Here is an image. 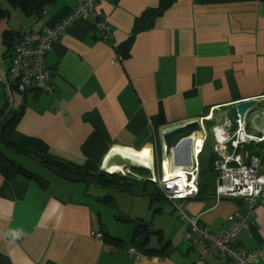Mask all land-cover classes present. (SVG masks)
<instances>
[{
	"label": "crops",
	"instance_id": "1",
	"mask_svg": "<svg viewBox=\"0 0 264 264\" xmlns=\"http://www.w3.org/2000/svg\"><path fill=\"white\" fill-rule=\"evenodd\" d=\"M159 2L100 4L97 10L111 38L104 40L89 21L79 19L46 55L54 91H12L8 105L4 85L12 50L3 33L43 32L64 20L76 2L51 0L36 19L0 0V10L9 11L0 17V113L5 106L10 110L0 114V122L20 113L15 131L31 141L35 152L96 177L111 150L151 163L165 132L210 114L212 120L203 124L207 134L226 120L228 107L248 100L264 105V0H173L148 17ZM147 21V28L135 31ZM117 54L122 59L113 64ZM5 150L0 146L5 159L28 170ZM257 150L264 176V146ZM29 159L39 172L28 171L42 182L7 178L0 168V264H227L217 252L201 258L185 239L186 227L177 215L162 200L151 201L146 191L136 194L137 188L90 177L73 181ZM43 170L52 173L50 180L41 177ZM208 179L210 189L185 203L184 213L218 234L231 214L243 215L244 209L240 199L216 201L215 175ZM124 199L130 207L120 209ZM107 209L113 211L111 222L104 221ZM139 225L135 247L142 259L128 251ZM16 229L23 236L11 242L7 234ZM237 245L247 251L264 248V200ZM258 264H264V253Z\"/></svg>",
	"mask_w": 264,
	"mask_h": 264
},
{
	"label": "built area",
	"instance_id": "2",
	"mask_svg": "<svg viewBox=\"0 0 264 264\" xmlns=\"http://www.w3.org/2000/svg\"><path fill=\"white\" fill-rule=\"evenodd\" d=\"M106 0H75L74 10L57 25L43 32H30L18 36L11 44L12 59L8 70V80L5 86L6 102L11 103V92L24 94L28 88L51 94L54 86L49 81L45 58L51 51L54 43L58 42L65 30L79 19L91 23L104 40L111 38V30L99 15L97 7ZM122 57L117 56L112 60L113 64L120 62ZM264 102V100H262ZM257 114H245L243 118L237 117L236 125L232 126L227 120L221 125L212 127L205 134L203 124L211 121L209 114L205 118L190 122L197 123L202 138L203 150L206 140L212 139V152L215 156L212 164L216 173L214 199L219 201L224 198L240 199L244 214L234 212L227 218V228L218 234L208 232L207 228L197 218L189 217L184 213L185 201L195 198L199 187L200 165L198 155H189V165L185 153L186 144L180 140L174 147H167L163 142L160 146V154H151L150 177L146 181L156 186L160 194L171 203L173 212L179 220L186 225L185 239L191 247L204 257L211 252H217L226 258L227 264H258L259 257L264 253V248L247 251L237 245V239L241 232L252 223L257 204L264 200V176L259 174L261 168V154L259 150L248 152L246 147L250 144L264 143V129L252 131L250 123ZM249 120H251L249 122ZM189 124V123H187ZM185 125V124H184ZM197 131L189 137L191 144L194 142ZM192 146V145H191ZM183 156L179 157L178 153ZM169 157L170 169L177 174L164 177L163 162ZM175 164L177 167H172ZM156 167V170L154 168ZM102 167L101 169H103ZM121 176H131L137 180H143L138 174L128 171L120 172ZM143 180V181H144ZM95 239L102 241V235H95ZM136 259H142L144 255L134 246L128 249Z\"/></svg>",
	"mask_w": 264,
	"mask_h": 264
},
{
	"label": "trees",
	"instance_id": "3",
	"mask_svg": "<svg viewBox=\"0 0 264 264\" xmlns=\"http://www.w3.org/2000/svg\"><path fill=\"white\" fill-rule=\"evenodd\" d=\"M8 2L9 6L13 9H17L19 12H21L25 17L28 18H40L42 15L45 14L47 7L49 6L51 0H5ZM173 0H160L159 7L157 10L153 11L148 15V17H152L155 15H159L162 11L168 9L171 5ZM9 15V11L0 10V17L4 16L7 17ZM149 26L148 21L142 22L136 25L135 31H141L144 30ZM25 33H21L20 31L13 32V31H5L3 33V40L5 44H8L11 48V44L15 39ZM120 55V54H118ZM121 56V55H120ZM122 57V56H121ZM8 108L6 106L1 110V115L5 112H9ZM10 115V114H9ZM21 114H11L9 118L6 120V124L3 122H0V146L7 148V150L15 153L16 155H23L28 158H32L37 161L40 165H43L47 168L55 169L57 172L62 173L64 176H68L73 181H80L85 177H90L91 179H97V181H101L104 184H108L109 186L119 185L122 189L124 186L127 188H131L132 190L137 188L138 192L136 194L142 193V195L146 194L148 195L149 199L151 201L153 200H166L158 191L156 186L152 184L149 181H146V176H140L143 180H137L131 176H121L119 174L114 175L116 180H112V177H109L105 173L99 171V174L96 177H92L84 172H81L80 170L62 163L58 162L56 160L50 159L49 157L45 155H40L39 153L35 152L32 148L31 141L28 138H24L20 135H18L15 131L16 125L19 121ZM195 130V128H192V131ZM262 146H264V143H261ZM246 150L250 152L257 151V145L250 144L246 147ZM215 156L212 152V148H209L205 146L201 153L198 156L199 159V165H200V173H199V187H198V193L195 196V198H200L205 192V189H210V183H207L209 181L210 175H215L214 183L216 181V173L213 171L212 164ZM0 168L5 172V175L7 178H12L16 175L24 176L25 178L35 180V181H41V178L36 176L34 173L29 172L28 170L24 169L20 165L15 164L14 162L9 161L8 159H5V157L0 153ZM137 174V173H135ZM140 175V174H138ZM212 177V176H211ZM207 181V182H206ZM42 182V181H41ZM39 184L42 186V184L39 182ZM125 187V188H126ZM123 188V189H125ZM213 197H214V190L215 185L213 187ZM142 189V191L140 190ZM192 198V199H195ZM191 200V199H189ZM185 201L186 203L189 201ZM167 201V200H166ZM169 202V201H168ZM170 203V202H169ZM171 204V203H170ZM172 206V205H171ZM171 211H173L170 208ZM179 219V218H178ZM181 222V221H180ZM182 223V222H181ZM183 224V223H182ZM184 225V224H183ZM227 228V227H226ZM225 228V229H226ZM139 229V230H138ZM142 227L139 225L137 228V236H135V240H133L132 246H136L138 244V241L140 240L139 235L141 232ZM224 229V230H225ZM242 233V232H241ZM138 240V241H137ZM137 241V242H136ZM238 241V239H237ZM236 241V242H237ZM141 242V241H140ZM136 248V247H135ZM139 251V250H138ZM141 252V251H140ZM142 253V252H141Z\"/></svg>",
	"mask_w": 264,
	"mask_h": 264
},
{
	"label": "water",
	"instance_id": "4",
	"mask_svg": "<svg viewBox=\"0 0 264 264\" xmlns=\"http://www.w3.org/2000/svg\"><path fill=\"white\" fill-rule=\"evenodd\" d=\"M255 106H256L255 102L252 100L243 101V102H240L238 104L232 105V106L227 108V112H226L227 120L230 122V124L232 126H234V125H236V120H237L238 116L240 118H243L245 114H250V113L254 112L253 110H254ZM192 128H195V130L199 129L197 123H195V122L189 123V124H185V125L176 127L172 130H169V131L165 132L164 134H162V137H161L163 144H165L167 147H174L182 139L184 140L182 142L187 143V146L185 149V153L187 155V161L185 163H187V165H189V155H190V151H191V149H190L191 140L189 139V137L195 131V130L192 131ZM111 165L123 166L125 171L129 170L128 172L133 171V173H136V172L137 173L138 172L147 173V172H149V168L145 169L142 167L129 165V160L123 159L120 156H114L107 162L108 167ZM100 171L105 173L108 176L119 174V173L111 174L106 170V168H103Z\"/></svg>",
	"mask_w": 264,
	"mask_h": 264
},
{
	"label": "rangeland",
	"instance_id": "5",
	"mask_svg": "<svg viewBox=\"0 0 264 264\" xmlns=\"http://www.w3.org/2000/svg\"><path fill=\"white\" fill-rule=\"evenodd\" d=\"M15 23H18L16 20L14 21ZM261 104H264V103H261ZM261 110V112L259 111V110ZM254 112H252V113H254V114H257V117L255 118V117H253V120H252V123H250L249 125H250V127L252 128V131L249 129V131H247L248 133H251V134H255V135H257V133H256V129H258V130H261V129H264V105H257V106H255L254 107V110H253ZM251 120H249V122H250ZM222 124V122H218V124L217 125H221ZM210 139V138H209ZM213 143V141H212V139H210V140H208V144H207V147H209V148H212V146H211V144ZM5 152H10V151H6L5 150ZM10 154H12V153H10ZM12 156H16L15 157V160L17 161V162H20L22 165H24L25 167H27L28 168V170H30V171H35V173H37L38 174V166L33 162V161H31V159H29L28 157H26V156H23V155H19V154H17V155H15V154H12ZM178 156L179 157H181V156H183V154L180 152V153H178ZM37 166H35V165ZM154 170H156V167L154 168ZM129 171V170H128ZM123 172H125V170L123 171ZM42 173L44 174V175H41V177H43V179H45V178H47V180H50V178H51V176H52V173H50V172H44V170L42 171ZM129 173H133V171L132 172H129ZM137 173V172H136ZM116 174V173H115ZM137 174H140L139 176H148V177H150V173H145V172H138ZM109 177H112V180H116L117 178H115V176L114 175H112V176H109ZM142 179V178H141ZM126 186H124L123 188H125ZM127 188V187H126ZM128 202V201H127ZM126 201H125V199L123 200V201H121V202H119V208L121 209V208H124V207H130V205L127 203ZM161 203H162V205H164L163 207H165L166 209H172V206H171V204L168 202V201H166V200H162L161 201ZM143 204V203H142ZM144 211H146V210H144ZM106 213H105V215H104V221L106 222V221H108V222H111V218H113V211H112V209H107L106 211H105ZM111 227H112V229L113 228H115L116 226L115 225H113V224H111ZM185 227H186V225H185Z\"/></svg>",
	"mask_w": 264,
	"mask_h": 264
},
{
	"label": "bare ground",
	"instance_id": "6",
	"mask_svg": "<svg viewBox=\"0 0 264 264\" xmlns=\"http://www.w3.org/2000/svg\"><path fill=\"white\" fill-rule=\"evenodd\" d=\"M202 145H203L202 138H196L195 137L193 144H190V149L192 148V153L195 155L200 154L202 151L201 148L203 147ZM114 156H120L123 159L129 160V165H132V166H138V167H142L145 169L151 168V163H146V162H143L140 160H136L133 156H131L127 153H123V152L116 151V150H111L108 153V155L106 156L105 161H104V168H106V170L111 174H115V173L117 174V173L123 172L125 170L123 168V166H120V165H111L109 167L107 166V162ZM170 165H171V163H170L169 158L168 157L165 158L164 162H163V170H164V177L165 178H169L170 176L177 174V172L170 169ZM172 167L175 168L177 166H175V164H172Z\"/></svg>",
	"mask_w": 264,
	"mask_h": 264
},
{
	"label": "clouds",
	"instance_id": "7",
	"mask_svg": "<svg viewBox=\"0 0 264 264\" xmlns=\"http://www.w3.org/2000/svg\"><path fill=\"white\" fill-rule=\"evenodd\" d=\"M7 235L10 237L11 242H15L23 236V232L20 229L10 230Z\"/></svg>",
	"mask_w": 264,
	"mask_h": 264
}]
</instances>
